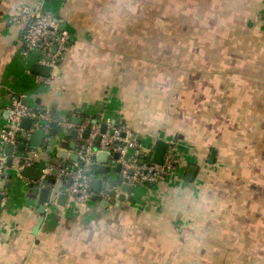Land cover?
I'll use <instances>...</instances> for the list:
<instances>
[{
    "label": "crops",
    "instance_id": "crops-1",
    "mask_svg": "<svg viewBox=\"0 0 264 264\" xmlns=\"http://www.w3.org/2000/svg\"><path fill=\"white\" fill-rule=\"evenodd\" d=\"M36 1L0 0V133L27 97L57 120L127 122L148 147L176 141L181 164L120 206L44 203L20 175L26 158L41 169L72 160L47 142L9 157L0 139V264H264V0H45L71 36L51 85L20 54L12 21ZM58 137L73 142L61 127ZM108 178L121 194L120 175Z\"/></svg>",
    "mask_w": 264,
    "mask_h": 264
},
{
    "label": "built area",
    "instance_id": "built-area-1",
    "mask_svg": "<svg viewBox=\"0 0 264 264\" xmlns=\"http://www.w3.org/2000/svg\"><path fill=\"white\" fill-rule=\"evenodd\" d=\"M21 27L20 54L26 60H32L48 66L52 69L50 76L41 74L36 75L38 83L51 85L53 82V70L58 67L60 60L67 53L70 43V33L65 29L61 31L64 21L55 14L47 11L45 0H38L32 5H20L17 8V14L12 20ZM56 49V50H55ZM9 112V128L1 131L0 139L6 144H13L17 147L20 143L28 146L32 134L37 127L29 130L22 128V122L25 118H32L38 121V129L47 133L48 142L52 129L56 123L68 134L70 131L77 132V155L78 160H72L58 169L51 167L42 169V176L39 180L33 181V186L38 190L43 187H49L56 191V195L50 197L49 202L57 204L59 195L66 193L72 202L87 203L92 201L95 191L92 183L96 177L94 166L100 164L96 155L99 150L109 151L111 155L118 153L119 158L113 159L114 164H121L120 178L122 182L126 181L131 186V191L138 193L140 187L156 185L175 173L181 164L180 152L177 149L176 141H170V148L167 152L163 164L152 163L151 158L154 151L153 147L143 145L134 135L130 125L127 122H117L108 119L106 132H101V124L93 123L92 120H83L78 125L70 120L54 119L49 111L40 107H33L22 103L21 99H14ZM89 131L86 137L84 134ZM19 132L24 133L23 140L18 139ZM101 137L100 147L96 149L98 137ZM36 150L33 156H36ZM24 166H32L30 159L26 158ZM9 164L6 157L0 158V194L6 196V189L1 186L3 176ZM57 172L54 174L53 171ZM54 174L53 177H50ZM55 183H51L50 179ZM63 183L64 187L57 189V185ZM113 185L111 181L103 182L99 193L100 200H114L111 196ZM58 191V192H57ZM118 197V195H117Z\"/></svg>",
    "mask_w": 264,
    "mask_h": 264
},
{
    "label": "water",
    "instance_id": "water-1",
    "mask_svg": "<svg viewBox=\"0 0 264 264\" xmlns=\"http://www.w3.org/2000/svg\"><path fill=\"white\" fill-rule=\"evenodd\" d=\"M66 29L65 25L61 26V31H64ZM56 50V49H55ZM62 60V59H61ZM60 60V62H61ZM33 71L37 74H41L44 76H50L52 69L49 68L48 66L39 64V63H34L33 65ZM29 99L27 97L24 98V104L29 105ZM63 120H60V122H62ZM73 122L75 124H82V119H73ZM32 123H33V119L32 118H25L22 122V128L24 130H29L32 127ZM95 123L97 124L98 122L95 121ZM107 130V124L106 123H102L101 124V132L104 133ZM20 134H22L21 132H19ZM72 138H73V142L68 143L66 141H58L57 138H59V124L56 123L54 125V128L52 129V134L51 137L49 139V141H46L47 138V133L42 130V129H37L31 137V146L33 149H42V147L45 145V143L47 142L49 144L48 146V150L52 151L54 149H57V155L60 158H63L65 160L67 159H71V160H78V155L76 153L77 151V132L75 130H72L68 133ZM86 137L89 135V131H86L84 134ZM100 141H101V137H98V140L96 142V149H98L100 147ZM60 144V149L58 148ZM170 148V142L165 140V139H158L155 142L154 145V151L152 154V158L151 161L152 163L155 164H163L167 152ZM18 150L20 151H25L26 150V144L21 143L18 145ZM69 150L72 151L71 153H69ZM14 152H15V146L13 144H8L6 146V154L9 157H13L14 156ZM97 161L100 164H96L94 166V174L97 175L98 173L100 174H104L105 177L103 178V181H111L112 185H113V189L111 191V196L113 198L116 199V205L120 206V204L122 202H124L126 200V193H130L131 192V186L126 182H122V193L118 195V192L116 190V187L118 185V180H110L108 178V174H110L112 172V170L114 169L116 171V173H118L120 175L121 173V164H117L116 168H114V164L111 162L112 159H117L119 158V154L115 153L113 154V156L111 155V153L109 151H104V150H99L97 155H96ZM67 162L63 163V166L66 165ZM57 171L54 170L53 173L55 174ZM197 172V167L196 166H191L187 175V179L189 181H193L195 178ZM20 175L22 177L28 178L32 181H37L41 178L42 176V169L39 167H35V166H24L22 168V170L20 171ZM122 181V179H120ZM51 183H55L54 179H50ZM102 186V182L100 180L95 179L92 183V187L93 190L95 191V195L92 198V201H98V195L97 193H99L100 188ZM58 192V191H57ZM56 195V191H52L51 188L49 187H43L40 191V200L44 203H47L50 199L51 196ZM118 195V197H117ZM4 195L0 194V207L2 205V202L4 200ZM68 196L66 193H62L61 195H59V198L57 200V203L59 205H65L66 204V200H67ZM102 205L104 206H108L109 205V201L108 200H102ZM42 223V221H40ZM40 226V224H39ZM39 226L37 227V230L39 229Z\"/></svg>",
    "mask_w": 264,
    "mask_h": 264
},
{
    "label": "trees",
    "instance_id": "trees-1",
    "mask_svg": "<svg viewBox=\"0 0 264 264\" xmlns=\"http://www.w3.org/2000/svg\"><path fill=\"white\" fill-rule=\"evenodd\" d=\"M48 11V10H47ZM58 17V16H57ZM191 164H193V165H197V163L196 162H192ZM149 186H154V185H149ZM51 205V207H53L54 205L53 204H50Z\"/></svg>",
    "mask_w": 264,
    "mask_h": 264
}]
</instances>
